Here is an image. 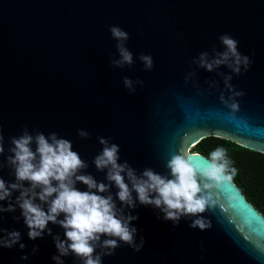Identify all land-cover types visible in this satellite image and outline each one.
Here are the masks:
<instances>
[{
	"label": "water",
	"instance_id": "95a60500",
	"mask_svg": "<svg viewBox=\"0 0 264 264\" xmlns=\"http://www.w3.org/2000/svg\"><path fill=\"white\" fill-rule=\"evenodd\" d=\"M111 25L130 34L131 67L110 63L119 58ZM225 33L253 61L247 73L233 74L236 89L246 93L236 98L240 107L234 116L220 101L221 92L230 95L223 78L192 63L201 52L222 51L219 37ZM140 53L152 55L151 71L144 69ZM190 71L197 73L199 88L185 83ZM125 76L143 80V87L130 93ZM206 80L219 87L209 88ZM0 125L6 150L0 177L11 182L7 148L25 126L71 140L89 164L84 171L98 181L105 178L93 164L103 147L101 136L119 144L120 162L127 160L138 172L150 167L169 174L166 163L180 148L209 158L190 149L208 135L264 153V0H0ZM79 129L90 136L81 139ZM77 187L87 190L83 183ZM218 191L220 205L202 214L212 221L204 231L189 227L195 217L174 226L159 209L138 204L131 211L139 219L132 223L137 242L145 238L142 250L121 243L102 264H264V214L233 180ZM0 203L6 207L8 201ZM0 216V227L19 231L26 245L0 247V264H56L52 235L45 231L43 238L30 239L19 208ZM48 227L65 238L61 226L49 222ZM62 259L80 264L73 255Z\"/></svg>",
	"mask_w": 264,
	"mask_h": 264
},
{
	"label": "clouds",
	"instance_id": "9594fccd",
	"mask_svg": "<svg viewBox=\"0 0 264 264\" xmlns=\"http://www.w3.org/2000/svg\"><path fill=\"white\" fill-rule=\"evenodd\" d=\"M109 31L117 41L119 53L118 59H111V65L131 67L135 58L127 46L129 32L118 25L109 26ZM219 40L222 51L214 48L211 53L201 52L192 63L223 78L224 88L230 95L221 92L220 101L231 109L234 116L240 107L236 98L246 93L236 89L232 83L233 74L247 73L253 61L251 56L239 50V41L230 34L220 35ZM139 60L146 71L154 68L151 54L140 53ZM222 66L230 72L218 71ZM196 76L195 71L188 72L185 83L192 82L199 88V80L194 79ZM205 83L209 88L219 87L216 80H206ZM123 84L130 93H135L136 86L143 87L144 81L125 76ZM77 134L81 139L90 136L85 129H79ZM98 140L103 147L94 157L93 164L97 171L105 173L104 181H98L84 171L89 168L88 162L73 150L71 140L56 132L46 135L40 130L29 131L25 126L21 135L10 138L7 165L15 180L11 182L0 177V201H8L6 207L0 203V213L15 212L19 208L32 240L43 238L45 231L52 235L59 253L52 257L56 264H64L62 257L69 255L75 256L80 264H102V258L114 255L121 243L136 252L141 251L145 238L141 236L137 242L138 229L132 222L139 216L131 211L138 204L159 209L162 219L172 221L174 226H178L182 218L195 217L189 227L201 231L212 227L211 219L202 214L220 205L218 189L230 182L236 173L234 167L230 168L231 161L225 148L217 147L207 159L186 155L180 148L179 153L173 154L166 163L169 174H161L150 167L138 172L127 160L121 163L120 145L108 137L101 136ZM4 145L0 125V156L6 151ZM3 167V161H0V169ZM78 183L86 185L87 190H80ZM113 187L117 189L115 193ZM15 192L19 195L13 201ZM14 219L18 221L20 217ZM49 222L64 229V239L59 234L53 235ZM0 233H5L0 236V247L11 249L17 244L20 249L26 247L20 242L19 231L0 227ZM35 251L37 249L33 248ZM21 258L26 260L28 256L25 254Z\"/></svg>",
	"mask_w": 264,
	"mask_h": 264
},
{
	"label": "trees",
	"instance_id": "16d2710c",
	"mask_svg": "<svg viewBox=\"0 0 264 264\" xmlns=\"http://www.w3.org/2000/svg\"><path fill=\"white\" fill-rule=\"evenodd\" d=\"M217 147L226 149L231 161L230 168L236 173L232 180L240 187L246 197L264 214V153L248 149L230 139L208 135L192 147L210 158Z\"/></svg>",
	"mask_w": 264,
	"mask_h": 264
},
{
	"label": "rangeland",
	"instance_id": "374dc122",
	"mask_svg": "<svg viewBox=\"0 0 264 264\" xmlns=\"http://www.w3.org/2000/svg\"><path fill=\"white\" fill-rule=\"evenodd\" d=\"M191 149V148H190Z\"/></svg>",
	"mask_w": 264,
	"mask_h": 264
}]
</instances>
